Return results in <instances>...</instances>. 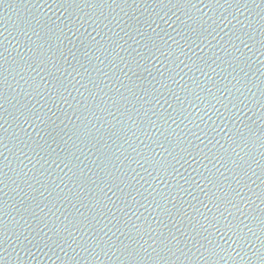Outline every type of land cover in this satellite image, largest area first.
Masks as SVG:
<instances>
[{
  "label": "water",
  "instance_id": "1",
  "mask_svg": "<svg viewBox=\"0 0 264 264\" xmlns=\"http://www.w3.org/2000/svg\"><path fill=\"white\" fill-rule=\"evenodd\" d=\"M0 264H264V0H0Z\"/></svg>",
  "mask_w": 264,
  "mask_h": 264
}]
</instances>
